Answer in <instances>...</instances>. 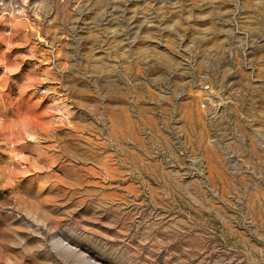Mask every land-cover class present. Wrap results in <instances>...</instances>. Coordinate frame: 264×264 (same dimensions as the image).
Here are the masks:
<instances>
[{
    "label": "rangeland",
    "instance_id": "374dc122",
    "mask_svg": "<svg viewBox=\"0 0 264 264\" xmlns=\"http://www.w3.org/2000/svg\"><path fill=\"white\" fill-rule=\"evenodd\" d=\"M0 264H264V0H0Z\"/></svg>",
    "mask_w": 264,
    "mask_h": 264
}]
</instances>
